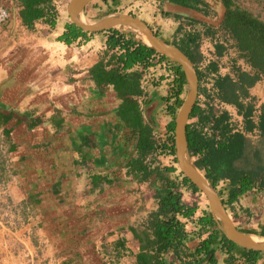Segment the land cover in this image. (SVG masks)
Wrapping results in <instances>:
<instances>
[{"label":"crops","instance_id":"0c3cea01","mask_svg":"<svg viewBox=\"0 0 264 264\" xmlns=\"http://www.w3.org/2000/svg\"><path fill=\"white\" fill-rule=\"evenodd\" d=\"M70 1H65L62 12L57 10L59 15L50 13L54 27L46 19L47 15L28 27L18 0H0L11 14L10 20L0 26V135L4 138L2 143H7L10 148L11 160L17 170L15 203L23 202L30 209H46L47 204H53L50 210L57 207L73 213L64 221L70 222L73 215L75 228L64 233L60 231V245L49 251L63 253V258L69 260L65 264H97L102 256L92 252V242L102 240L101 235L107 231L129 224L132 211L136 210L140 187L156 184L155 191L146 193L152 202L161 189L158 172L143 180V171L135 170L133 166L139 157L141 128L137 124L149 126L157 138L162 111L169 100V97L165 100L163 92L172 86L174 78L155 69L159 65L148 69L136 65L124 72L123 64L118 61L124 52L120 47H108L109 32L81 37L70 45L65 43L61 38L68 32L67 25L71 24L67 14ZM55 3L60 4L53 0L52 6ZM190 11L183 10L187 14ZM113 12L115 10L95 13L96 18L91 23L113 15L110 14ZM113 30L126 39L132 34L125 27ZM99 64L108 72L119 71L120 75L141 73L143 94L120 97L113 84H99L92 73ZM150 69L153 75L148 74ZM250 93L254 95L253 88ZM136 107L141 112V121L135 118ZM128 110L133 114H128ZM252 135L248 136L247 149L253 157ZM143 164L155 168L160 160L156 162L148 157ZM235 205L248 216L234 218L235 225L264 239V214L249 218L253 211H264L261 181L239 197ZM101 211L105 212V218L99 214ZM99 220L103 223L97 228L95 224L98 225ZM45 224L47 228L44 227L43 234L52 241V225ZM87 226V234H82ZM101 229L104 231L100 232ZM197 232L191 233L185 243L191 250L206 239V234L201 236L200 230ZM130 239L128 234H121L105 242L110 240L114 246L123 241L128 245ZM224 253L214 258L217 264H227L228 255ZM136 255L133 253L134 258ZM134 258L131 255V260ZM202 258L197 264H211V257ZM233 264L247 263L238 258ZM256 264H264V254Z\"/></svg>","mask_w":264,"mask_h":264},{"label":"trees","instance_id":"16d2710c","mask_svg":"<svg viewBox=\"0 0 264 264\" xmlns=\"http://www.w3.org/2000/svg\"><path fill=\"white\" fill-rule=\"evenodd\" d=\"M18 1L22 7L21 15L26 26H32L33 21L47 15L46 19L54 27L55 21L51 19L53 15L50 14L53 0ZM219 1L226 7L225 17L237 27L238 34H245L248 40L253 43V50L256 52L253 60L255 62L260 60V57L264 56V22L238 9H233L231 0ZM168 2L183 8L207 13L203 9L206 6V0H168ZM66 28L68 32L61 39L68 45L81 37L86 38L88 36L87 33L78 29L75 25L69 24ZM107 32L110 33L107 40L108 47L110 49L120 47L124 52L118 57V61L123 64L122 69L124 72L136 65L143 67V69L155 66L153 63L156 56L155 51L146 46L136 34L131 32V36L126 39L116 30L111 29ZM201 36L198 31L187 33L183 35L181 41L172 43V45L179 47L191 60L199 79L198 100L190 116V120L196 119V121L188 123L186 130L188 148L196 167L205 173V177L215 188L222 181L229 182L227 201L224 203L233 207L238 202L239 197L255 188L257 179H260L261 185L264 186V167L262 166V155L259 149L253 147V159L259 161L257 164L258 171L255 172L253 170L252 175L249 172V175H246L242 169L238 170L237 167V162L245 159L249 143L248 135L257 132L264 139V105L258 108L256 97L250 93V89L261 81V77L258 74L251 75L243 70H237L234 76H221L218 74L217 62H210L201 68V65L206 60L199 50ZM166 43L170 44L168 41ZM215 48L217 56L219 58L222 57L226 47L217 43ZM159 58L161 61L167 62L170 66L167 70L172 71V75L175 77L168 98L174 101L172 105H169L172 118L165 129L167 140L164 142L154 138L152 129L149 126L142 127L141 124H137L141 128L138 144L139 157L133 163V166L135 170L143 171V180L148 179L153 172H158L159 180L164 185L155 195L158 207L156 211L151 213L149 220V227L153 232L154 239H146L144 245L140 246L136 255V264H169L165 255L171 251L182 264H197V261L203 259V256L211 255L212 257L211 252L217 248L228 255L227 264H233L237 261V258L245 260L247 264H256L263 253L249 251L230 242L217 228V223L209 212H205L198 221L201 226L200 235L207 233L209 235L200 242L192 253H189L185 246L189 235L185 231V224L180 218L191 219L195 215L197 207L185 204L182 200L183 194L179 189L183 186L194 194L200 192L188 179L183 177L182 173H179L181 177L179 183L164 175L165 173L176 172L177 169L174 166L164 167L163 169L160 164L155 168H151V165L147 167V165L143 164V161L148 159V157L159 162V156H175V118L184 103L185 97H182V95L187 92V84L181 67L171 63L163 56ZM259 65L261 64L259 63ZM92 73L95 74L93 76L96 77L99 84H113L120 97L122 95L140 96L143 94L140 89L141 73L135 72L120 75L119 71H106L102 64L93 69ZM211 74L217 75L214 78L212 88L208 89L204 85V80L209 79ZM200 96L206 98L205 107L203 108L199 103ZM215 98L220 104L235 108L237 116L242 118L241 127L230 111L227 109L221 110L214 105ZM135 110V118L141 121V112L138 111L137 107ZM152 162L155 163L154 160ZM174 163H176L175 159ZM219 194L222 195L220 192ZM134 236L136 237V235ZM140 241L143 242L142 239ZM117 246L124 248L125 243L119 241ZM210 262L211 264H217L213 257Z\"/></svg>","mask_w":264,"mask_h":264},{"label":"rangeland","instance_id":"374dc122","mask_svg":"<svg viewBox=\"0 0 264 264\" xmlns=\"http://www.w3.org/2000/svg\"><path fill=\"white\" fill-rule=\"evenodd\" d=\"M58 1L60 4L55 3L52 6V12H56L57 14L64 10L66 6L65 1L67 0ZM231 1L233 3V9H238L264 22V0ZM170 4L168 0H97L87 6L83 18L85 21L92 22V20L96 18L95 13L102 14L107 10H115V12L119 14H134L135 16L142 17V20L145 19L147 24H149L162 39L170 43L179 42L182 40L183 35L198 31L202 35L199 50L206 59L203 65H201V68L205 67L210 62H217L218 74L221 76H234L237 70L246 71L251 75L258 74L261 77V81L253 87V96L256 97V105L258 108L264 105V68H262L264 67V56L260 57V60L256 62L253 60L256 56V52L253 50V43L248 40L245 34H238L237 27L226 19L225 14L227 9L224 4L219 0H206V6L203 8L207 12L206 14L195 10H191L189 12L190 14H187L183 12L184 8L180 10L178 7L173 8ZM217 43L226 47V51L220 58L216 54L215 47ZM257 63L261 65L258 66ZM159 67L160 66L155 69L163 71L162 69L159 70ZM149 73H152L151 69L148 74ZM161 74H164V72H161ZM216 75L211 74L209 79L207 78V80H204V85L208 89L212 88ZM127 79H129V77H127ZM171 88L172 87H168L167 91L165 88L163 92L166 96L165 100L170 96ZM186 94H183L182 97H186ZM173 101V99L166 101V106L162 111L161 125L157 129V131H159L156 133L157 139L162 142L167 140L165 129L172 118L169 105H172ZM205 101L206 98L200 96L199 103L202 108L205 107ZM214 105L221 110L227 109L230 111L234 115V119L238 121L237 123H239V126H242V118L237 116L234 107L220 104L216 98L214 100ZM128 111V114H133L131 110ZM195 121L196 119H193L188 123H193ZM250 140L253 143V147L261 151L262 166L264 167V139L256 132L252 135ZM2 141L4 142V138L0 135V264H30L31 262H34V264H65L66 261L69 260L63 258V253L56 251L51 252L49 248L53 250V248L60 245L58 240V233L60 231L64 233L65 231H70L75 228V225H72L73 215L70 222L65 223L67 220L64 221L67 215L73 213L57 207H55L54 210H50V206L54 207L53 204H47L46 209H30L27 208L23 202L19 204L15 203V186L17 185L15 173L17 170L11 160L8 144L2 143ZM158 159L160 160V167L163 169L164 167H177L174 163V157L172 156H159ZM258 163L259 161L257 159H253L250 150L246 149L245 159L237 162V167L238 170L242 169L246 175H249L248 172L252 175L253 170H255V172L259 170ZM176 169V172L166 173L165 176L179 183L181 181V177L179 176L180 172L178 168ZM259 181L261 180L257 179V182ZM163 185L164 184L160 181L159 188L162 189ZM155 186L156 184L149 183L147 186L148 188H144L145 186L140 187V194L135 204L136 210L132 211V219L129 220V224L120 226L114 231H107L104 235H101L102 240L99 238L92 242V252L95 255L99 253L100 256H102V259L98 257L97 264H132L129 256L131 257L132 255L133 258V253L138 254L140 246L144 245L146 239H154L153 232L149 227V220L151 213L157 210V201L154 200V202H152L151 199L148 200L146 193L147 191L151 193L153 190L155 191ZM227 188L228 182L226 181L220 182L217 187V190L222 194V199L225 202L227 201L228 195ZM179 190L183 194L182 200L185 204L197 207L195 215L191 219H188L189 221H186L184 218H180V220L185 224V231L188 235H192L191 233H198L197 231H199L201 227L198 221L205 212L209 211L207 201L202 194H194L183 186H181ZM148 201L150 202L149 205L146 204ZM227 211L233 219L242 215L248 217L245 213L240 211L236 205L233 207L227 205ZM99 214L102 215V218H105L104 211H101ZM263 214V209H259L257 212L253 211L249 218L258 217ZM98 217L101 219V216ZM48 222L52 225L50 227L52 233L51 237L53 238L52 241H49L47 235L43 234V231L47 228V224L45 223ZM102 223V220H99L98 225L95 224V227L99 228V225ZM95 227L91 226L90 228ZM239 228H243V226L239 225ZM88 229V226L83 228L82 234H84V232L87 234ZM190 229L193 230L189 232ZM103 231L104 229H101L100 232ZM121 234L122 236L128 234L131 238L127 242L128 245L125 244L124 248L118 247L116 244L113 246L110 240L105 242L106 239L115 235L120 236ZM133 234L136 235V237H132ZM208 235L209 233H207L205 237L207 238ZM63 238L64 237H62V239ZM140 239H142L143 242H141ZM100 245L104 246L109 251H113L115 248L117 249V253L113 255L115 262H109L106 255H101L103 253L99 250ZM187 249L189 253L195 250L194 248H192L193 250L190 248ZM122 250L126 252L129 251L130 254L122 256ZM211 253L213 258L225 254L219 248L213 249ZM165 257L169 264H179V261L175 259L172 251L165 255ZM116 259L120 260L116 261Z\"/></svg>","mask_w":264,"mask_h":264},{"label":"water","instance_id":"95a60500","mask_svg":"<svg viewBox=\"0 0 264 264\" xmlns=\"http://www.w3.org/2000/svg\"><path fill=\"white\" fill-rule=\"evenodd\" d=\"M94 1L97 0H71L69 2L67 14L72 25L89 35L107 32L116 27H125L142 41L145 39L143 43L155 53L181 67L187 84V94L175 118L174 147L177 167L183 177L188 179L205 197L212 218L230 242L249 251L264 253V239L244 233L237 228L217 188L205 177V173L196 167L195 161L191 158L186 130L199 94V79L194 64L179 47L166 43L149 24L137 16L116 13L93 23L83 21L86 7Z\"/></svg>","mask_w":264,"mask_h":264},{"label":"built area","instance_id":"2783aa9c","mask_svg":"<svg viewBox=\"0 0 264 264\" xmlns=\"http://www.w3.org/2000/svg\"><path fill=\"white\" fill-rule=\"evenodd\" d=\"M10 18H11V14L8 11V9L4 7L2 4H0V26L7 23L10 20ZM186 221H189V220L186 219ZM99 250L101 251V253H103V255H106V258L108 259L109 262H115L113 255L117 253V250L113 249V251H109L102 245H100ZM125 254H130V253L126 251H122V256H124ZM129 258L131 257L129 256ZM119 260L116 259V261H119ZM131 263L136 264V258L132 259ZM30 264H34V262H31Z\"/></svg>","mask_w":264,"mask_h":264},{"label":"clouds","instance_id":"9594fccd","mask_svg":"<svg viewBox=\"0 0 264 264\" xmlns=\"http://www.w3.org/2000/svg\"><path fill=\"white\" fill-rule=\"evenodd\" d=\"M187 9V8H186ZM191 10V9H190ZM116 13H118V12H115L114 14H116ZM131 15H134V14H131ZM135 16V15H134ZM138 17V16H137ZM141 19V18H140ZM142 20V19H141ZM144 21V20H143ZM146 22V21H145ZM147 23V22H146ZM152 28V27H151ZM153 29V28H152ZM131 32V31H130ZM133 33V32H132ZM133 34H135V33H133ZM89 35V34H88ZM159 36V35H158ZM138 37V36H137ZM160 37V36H159ZM139 38V37H138ZM140 39V38H139ZM162 39V38H161ZM141 40V39H140ZM164 40V39H163ZM165 42H166V40H164ZM170 44H172V43H170ZM161 55H159V54H157L156 53V56H155V58H154V65L156 66V65H159L160 67H161V65H162V67H161V69L164 71V74H166L167 75V77H172V78H174L175 79V77L172 75V72H170V71H168L167 69L170 67L168 64H167V62L166 61H161L160 60V57ZM170 61V60H169ZM160 62V63H159ZM171 62V61H170ZM171 63H173V62H171ZM161 64V65H160ZM167 66H169V67H167ZM166 72V73H165ZM174 79H172V81H171V85H173L172 83H173V81H174ZM172 87V86H171ZM171 90H172V88H171ZM180 110V109H179ZM179 112V111H178ZM177 112V113H178ZM174 159H175V156H174ZM194 160V159H193ZM175 165L177 166V163H175ZM176 168H178V167H176ZM178 171H179V169H178ZM180 172V171H179ZM203 172V171H202ZM204 173V172H203ZM218 191V190H217ZM218 193H219V191H218ZM201 194V193H200ZM220 195V194H219ZM220 197L222 198V196L220 195ZM225 202V201H224ZM227 205V204H226ZM235 205V204H234ZM229 206V205H228ZM209 213H210V211H208ZM235 217V216H234ZM232 218V217H231ZM233 219V218H232ZM188 220V219H187ZM218 228V227H217ZM237 228H239L238 226H237ZM219 229V228H218ZM240 229V228H239ZM241 231H242V229H240ZM242 232H244V231H242ZM245 233V232H244ZM264 254V253H263ZM208 257H211V255H207ZM213 257V256H212ZM211 257V258H212ZM215 258V257H214ZM241 259V258H240ZM237 260H238V258H237ZM242 260V259H241Z\"/></svg>","mask_w":264,"mask_h":264},{"label":"bare ground","instance_id":"6f19581e","mask_svg":"<svg viewBox=\"0 0 264 264\" xmlns=\"http://www.w3.org/2000/svg\"><path fill=\"white\" fill-rule=\"evenodd\" d=\"M81 18H82V17H81ZM82 19H83V21H85L84 18H82ZM141 38L143 39V36H142V35H141ZM143 41H145V39H144ZM255 240L258 241V239H256V238H255Z\"/></svg>","mask_w":264,"mask_h":264},{"label":"flooded vegetation","instance_id":"af4514ba","mask_svg":"<svg viewBox=\"0 0 264 264\" xmlns=\"http://www.w3.org/2000/svg\"><path fill=\"white\" fill-rule=\"evenodd\" d=\"M170 3V2H169ZM172 4V3H171ZM173 5H176V4H173ZM176 6H179V5H176ZM179 7H181V6H179ZM183 8V7H182ZM156 32V31H155Z\"/></svg>","mask_w":264,"mask_h":264}]
</instances>
